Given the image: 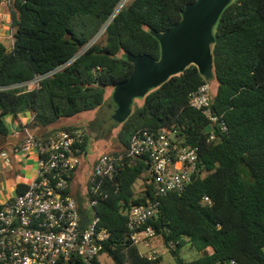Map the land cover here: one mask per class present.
<instances>
[{
    "label": "trees",
    "instance_id": "1",
    "mask_svg": "<svg viewBox=\"0 0 264 264\" xmlns=\"http://www.w3.org/2000/svg\"><path fill=\"white\" fill-rule=\"evenodd\" d=\"M120 1L12 0L14 45L8 49L0 42V143L9 134L5 116L11 112L32 111L31 127H51L49 135L77 128L65 118L105 104L108 87L113 92L133 70L128 53L159 59L161 45L151 29L173 26L194 0H131L115 14ZM104 26L102 36L77 57ZM214 35L218 88L212 106L223 115L227 132L216 129L215 139L204 132L208 120L190 104V93L208 80L193 64L140 97L143 105L135 98L132 113L117 125L120 151L141 127L176 130L197 148L200 174L185 190L159 196L148 156L133 158L106 182L107 196L95 206L100 225L111 234L92 264H103L102 254L115 264H159L160 254L151 259L132 241L125 213L153 200L160 201V211L149 223L178 264H264V0H232ZM61 65L37 88L10 87ZM138 179L144 182L141 191L135 189ZM27 188L18 184L17 193ZM185 243L198 249L196 258L180 256Z\"/></svg>",
    "mask_w": 264,
    "mask_h": 264
},
{
    "label": "built area",
    "instance_id": "2",
    "mask_svg": "<svg viewBox=\"0 0 264 264\" xmlns=\"http://www.w3.org/2000/svg\"><path fill=\"white\" fill-rule=\"evenodd\" d=\"M2 1L8 5L12 2ZM127 2L121 0L115 14ZM105 28L76 56L92 46ZM11 42L12 48L13 37ZM64 66L10 87L37 88L42 79ZM212 99L208 81L190 93V104L201 110L214 127L210 139H215L214 131L227 132L228 125L223 115L213 109ZM85 141L86 131L81 127L61 129L46 137L27 131L26 138L15 147V152L36 156L38 171L24 192L1 203L0 264H92L111 234L100 225L95 206L107 196L106 182L115 180L120 169L130 165L135 157L148 156L149 173L159 196L185 190L200 174L197 148L186 144L176 130L141 127L132 134L126 150L105 152L96 159L88 185V202L84 205V200L79 202L72 192L70 181L82 161ZM203 201L211 204L208 196ZM159 211V200L136 204L125 211L132 241L138 246L143 243L147 251L142 253L151 259L160 250L152 246L156 231L149 221Z\"/></svg>",
    "mask_w": 264,
    "mask_h": 264
},
{
    "label": "water",
    "instance_id": "3",
    "mask_svg": "<svg viewBox=\"0 0 264 264\" xmlns=\"http://www.w3.org/2000/svg\"><path fill=\"white\" fill-rule=\"evenodd\" d=\"M232 0H194L186 4L181 19L163 32L151 29L159 40V59L147 53H128L133 63L130 76L118 82L112 92L115 109L112 118L124 122L132 113L135 98L144 97L151 88L164 83L170 76L195 65L206 80L214 78L212 44L214 26L222 11ZM214 127L207 123L205 133ZM74 264H83L75 261Z\"/></svg>",
    "mask_w": 264,
    "mask_h": 264
},
{
    "label": "rangeland",
    "instance_id": "4",
    "mask_svg": "<svg viewBox=\"0 0 264 264\" xmlns=\"http://www.w3.org/2000/svg\"><path fill=\"white\" fill-rule=\"evenodd\" d=\"M131 0H128L130 2ZM127 2V3H128ZM209 83L211 85V91L214 95L217 92L218 88V82L214 79L209 80ZM110 91L111 87H108L107 89V100L104 105L98 108H94L92 110H88L85 112H81L79 114L74 115L70 118H65L67 120L68 124L74 125V126H81L85 128L86 131V141L89 146V155L86 157L84 156L83 162H82V168H84V171L77 175V181L79 182L81 188H82V195L84 197V205H87L88 197H87V191H88V185L89 180L92 175L93 171V165L92 161L96 159L97 156H99L102 153L113 151L118 146V122H116L112 118V114L115 109V104L112 101V98H110ZM112 92V91H111ZM135 103L139 106L143 105L144 100L142 98H136ZM98 127H101L100 130H97ZM88 128H91L89 131ZM0 201L3 199V192L7 191L8 193L14 194L15 190L13 185L10 184V174L7 173L4 168L2 169V163L4 159L0 157ZM29 161V160H28ZM28 163H31L28 162ZM17 173L21 175L23 173V170L25 169L24 165H18L17 167ZM159 237H155L152 240L160 247V257L161 261L159 264H178L175 256L173 255L171 249L169 246L164 244L162 241L158 240ZM139 249L141 252H146L147 247L143 244H139ZM179 254L181 257H183L185 260H191L196 258L199 255L198 249L194 247L190 243H185L179 247ZM103 264H115L112 258H110L107 254H102L100 257Z\"/></svg>",
    "mask_w": 264,
    "mask_h": 264
},
{
    "label": "crops",
    "instance_id": "5",
    "mask_svg": "<svg viewBox=\"0 0 264 264\" xmlns=\"http://www.w3.org/2000/svg\"><path fill=\"white\" fill-rule=\"evenodd\" d=\"M13 35H14V28L12 26V15L10 11V6L4 3L2 0H0V42L6 43L8 45V49L11 48V43H12L11 37H13ZM111 91L110 94L112 93ZM5 118L7 121V125L9 127V134L0 143V157L4 159L3 160L4 163H2V169L4 168V170L11 175L9 177L10 184L13 185L15 192L14 194L8 193L7 191L3 192V199L2 201H0L1 203L5 202L6 200H8L10 197L14 196L17 193L18 184H28L37 175L38 163L36 156L24 152H15L14 150L15 147L26 138L27 131L33 133L38 137H46L47 135H49L51 129V127H47V128L31 127L30 124L34 118V114L30 110H26L18 114L11 112L6 114ZM76 127H81V126L76 125ZM83 129L85 130V128ZM85 142H86V149H84L82 161L78 166V168L76 169V171L73 173L70 181L71 190L76 195L78 200L79 199L84 200V197L82 195V188L79 182L77 181V175L84 171V168H82L83 158L84 156L87 157L90 151L87 141ZM120 147L121 146L118 143L117 148L113 151H119ZM3 152L6 153L5 156H3ZM98 157L99 156H97L96 159ZM96 159L92 161L93 166ZM30 161L31 163H28ZM18 165L25 166V169L23 170V173L21 175H19V173H17L16 171L17 170L16 167ZM143 188H144L143 180L138 179L137 182L135 183V189L137 191H141ZM156 243H157L156 240L155 242L152 240V246L160 249L159 248L160 246L157 245Z\"/></svg>",
    "mask_w": 264,
    "mask_h": 264
},
{
    "label": "flooded vegetation",
    "instance_id": "6",
    "mask_svg": "<svg viewBox=\"0 0 264 264\" xmlns=\"http://www.w3.org/2000/svg\"><path fill=\"white\" fill-rule=\"evenodd\" d=\"M101 129V127H98V129L97 130H100ZM91 129L89 128V131H90Z\"/></svg>",
    "mask_w": 264,
    "mask_h": 264
}]
</instances>
